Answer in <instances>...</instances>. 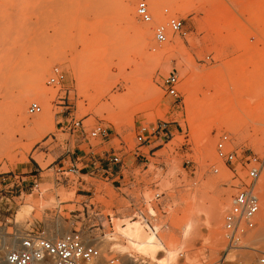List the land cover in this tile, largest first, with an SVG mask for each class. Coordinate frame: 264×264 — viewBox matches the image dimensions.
Instances as JSON below:
<instances>
[{
    "label": "rangeland",
    "instance_id": "1",
    "mask_svg": "<svg viewBox=\"0 0 264 264\" xmlns=\"http://www.w3.org/2000/svg\"><path fill=\"white\" fill-rule=\"evenodd\" d=\"M139 1L128 0L135 9ZM146 1L155 21L164 17L165 9L170 16L184 19L182 33L157 43L155 23L146 24L136 17L138 25L151 31L149 46L143 48L130 30L105 57L103 64L113 65L111 75L102 77L101 70L98 74L85 70L79 76L84 68L79 63L84 45L78 35L83 29V34L93 36L99 15L105 16L104 26L114 19L113 32L126 28L119 8H108L102 0H0V52L4 54L0 59V226L12 232L15 222L29 229L26 222L30 221L40 230L57 224L61 235L72 228L74 217L69 211L83 210L82 204H87L85 217L75 219L74 227L87 230L102 222L98 211L110 214L113 228L105 223L103 257H109V250L134 264L112 250L115 241L110 238L121 241L110 234L116 231L118 218L138 219L135 216L144 214L152 225H161L168 237L181 243L186 218L193 213L200 233L193 245L183 248L182 264L189 258L195 259L194 264H249L264 250V239L256 240L263 230L264 216V0H159L158 6ZM10 18L11 25L3 29V22ZM164 48L171 50L156 57ZM55 66L64 70L65 78L51 86L47 81ZM41 69L46 71L49 98H32L25 108L26 121L20 123L14 100L20 93L33 91ZM173 71L180 77L179 97L171 96L164 82ZM189 75L193 93L183 89ZM221 86H226L225 92L214 99L234 98L241 115L229 118L226 113L221 118L225 121L212 125L208 121L192 123L188 112L196 104H188L186 98L192 94L202 98L205 92L216 95ZM155 88L159 90L158 101L151 93ZM112 96L120 98L118 103ZM33 101L42 106V112L35 116L27 112ZM106 103L116 111L127 108L119 122L108 119L107 112H98ZM46 112L53 122L39 128L36 123ZM71 118L82 120L84 128L66 131L65 123ZM98 126L105 129L106 138L91 136ZM157 126L160 133L139 145L137 135H147ZM224 133L240 155L261 158L263 171L256 189L261 207L256 227L245 235L248 240L242 238L230 245L223 223V246L215 248L205 211L217 199L227 197L225 213L237 183L231 166L216 155V143ZM113 153L121 157L120 164L111 163ZM89 154L114 175L98 174L94 164L86 168L90 161L82 160ZM72 164L80 173H65L67 178L57 181L62 165L65 169ZM88 171L96 176L85 174ZM17 180L24 188L12 185ZM35 180L40 183L39 191L33 189ZM157 193H161L159 198ZM93 228L99 227L89 230ZM96 232L101 233V229Z\"/></svg>",
    "mask_w": 264,
    "mask_h": 264
},
{
    "label": "built area",
    "instance_id": "2",
    "mask_svg": "<svg viewBox=\"0 0 264 264\" xmlns=\"http://www.w3.org/2000/svg\"><path fill=\"white\" fill-rule=\"evenodd\" d=\"M136 11L141 21H152V13L146 0L139 1ZM183 29L184 19L170 18L166 24L156 26L154 38L158 43H164L168 39L169 31L172 34H180ZM64 78V70L59 66H55L48 76L47 84L56 86ZM164 82L166 90L171 96H180V77L178 72L169 73ZM41 111L42 106L36 101L28 105L27 112L31 116L38 115ZM82 128H84V125L80 119L71 118L65 123V129L68 132H75ZM160 128L164 130L165 125ZM156 133H160L159 126L147 135L139 133L136 140L139 145H142L149 142L150 136ZM90 134L92 137L106 138L108 136L105 129L101 126L94 128ZM215 150L217 157L223 160L225 164L231 166L234 179L237 181L233 186L234 191L230 197V206L224 213L225 235L230 245H236L257 225L261 203L256 189L263 171L262 160L256 154L240 155L238 150L233 147L227 133L220 136ZM110 161L114 165L122 162L121 157L116 153L111 155ZM98 169L102 168L98 167ZM59 171L61 172V178L56 179L59 182H61L65 173H72L73 175L80 173V169L75 164L65 169L62 165ZM214 171L218 172V169L214 168ZM88 175L96 176L93 172ZM66 178L67 176H64V179ZM39 185L40 183L35 180L33 189L39 191ZM160 195L161 193H157L156 197L159 198ZM60 203L64 202L61 201ZM69 203H72V201H69ZM82 206L83 210L73 209L69 211L74 217V220L71 221L72 228L61 235L58 233L59 227L57 224L49 229L40 230L37 229L35 223L31 224L30 221L26 222L31 227L29 229L15 222L12 226V232L3 230L0 226V264H128L122 256L113 255L107 249L109 257H103L104 239L107 236L104 231L106 228L105 223L107 222L109 227L113 228L110 214L104 215L98 211L96 215L101 216L100 220L102 222L99 225L93 224L89 226L87 230L74 227L75 219L78 220L85 217L87 204H82ZM87 216H91L88 209ZM104 218L106 220H102ZM96 226L99 228L89 230ZM97 229H101V233H97ZM110 234H113V232ZM250 264H264V250L260 251L259 255L250 261Z\"/></svg>",
    "mask_w": 264,
    "mask_h": 264
},
{
    "label": "bare ground",
    "instance_id": "3",
    "mask_svg": "<svg viewBox=\"0 0 264 264\" xmlns=\"http://www.w3.org/2000/svg\"><path fill=\"white\" fill-rule=\"evenodd\" d=\"M105 6L108 8H119L122 12V17L126 20L128 26L126 28L118 27L114 30L115 24L114 19L113 23L104 26V15H99L98 25H96L92 29L93 36H88L87 34H83V29L80 30L78 39L83 43L84 49L82 51V57L79 60V63L84 64V68L82 67L79 76H81V72H85L88 70L94 71V73L98 74L99 70L102 77L111 75V67L113 65L112 62L103 64L105 57L110 52H113L116 49V44L120 42L129 31H133V33L138 37L139 42L141 43L143 48H147L148 43L152 39L151 31L148 26L142 27L136 23L137 11L135 7L129 4L128 0H102ZM155 6L159 5V0H149ZM147 2V1H146ZM216 2V0H215ZM139 3V2H138ZM137 3V4H138ZM148 3V2H147ZM149 5V3H148ZM137 8V5H136ZM149 10L152 13V21L151 22H143L146 24H154V34L155 28L158 25L166 24L170 18H177L175 16H170L169 11L165 9L163 11V18H157L155 21L154 13L151 11L150 5ZM12 14V13H11ZM139 19V18H138ZM112 22V21H111ZM11 18L7 22H3V29L11 25ZM103 25V26H99ZM174 35L172 32H168V39ZM155 40V38H154ZM156 41V40H155ZM166 41V42H167ZM157 42V41H156ZM158 43V42H157ZM165 43V42H164ZM180 43V41H178ZM180 45V44H179ZM149 46V45H148ZM174 49V48H173ZM172 49V50H173ZM171 49L164 48L160 50L155 56L158 58L163 57L167 52ZM4 54L0 52V59L3 58ZM137 67L139 63L136 64ZM3 71V68L0 69V72ZM45 76L46 71L41 69L39 73L36 75L34 79V89L32 92L20 93L14 100L13 108L16 119L21 123L26 121L25 117V108L27 103L33 98L37 99L40 95L48 100L49 91L45 89ZM191 80L192 75H189L185 83H183V89L187 93H193L191 89ZM226 86L217 87L216 95H210L209 92H205L202 98H197L196 95L192 94L186 98V102L188 104L194 103L196 107L189 110L188 116L191 122L198 120L199 122H207L209 125H212L218 121H225L221 118L224 114L229 113V118L240 116V111L236 108L239 104L237 100L234 98L229 99L228 97H221L219 99H214L219 97L222 93L225 92ZM151 93L157 97L156 101L159 99V90L157 88L151 90ZM214 96V97H213ZM89 96L87 95V98ZM112 100L116 103L120 100V98L116 96L111 97ZM90 99V97H89ZM37 102V101H36ZM39 103V102H38ZM48 107V106H47ZM91 107H94V103H91ZM128 107V106H127ZM125 106L121 107L119 111H116L114 108L109 107L106 103L102 105L98 112L101 114L103 112L108 113V119L113 122L120 121V115L125 111ZM240 110L246 112V107L241 106ZM42 112V111H41ZM40 114V113H39ZM35 116V115H34ZM52 116L46 112L41 116V121L35 122L39 128H45L49 123H52ZM4 169L7 170V167L4 166ZM264 186V185H263ZM43 202V201H42ZM228 199L227 197H221L217 199L215 205L206 210L207 222L206 226L211 230L213 235V245L215 248L219 246H223L222 243V234H223V213L225 208H227ZM152 216L154 210H150ZM192 216V217H191ZM191 216H187L185 225L183 226V241L179 243V241L173 236H167L166 232L162 231V226L159 224L152 225L149 220L146 218L144 214H140L138 219H117L115 223L116 231L113 232L114 235L120 238V242L116 240L117 238H110L112 241H115V244L112 246V250L115 253H119L127 258L129 262L140 261L142 264H182L180 261L181 256H183L182 252L183 248L186 246L189 247L196 238H198L200 230L199 223L196 218H194V214ZM261 226L263 228L262 232L256 237V240L264 239V216L261 218ZM247 236H244L245 239ZM248 240V237H247ZM246 240V241H247ZM192 244V245H193ZM245 247H249L245 245ZM183 259V258H182ZM187 264H194L195 259L189 258L187 259ZM248 264V263H247ZM250 264V263H249Z\"/></svg>",
    "mask_w": 264,
    "mask_h": 264
},
{
    "label": "crops",
    "instance_id": "4",
    "mask_svg": "<svg viewBox=\"0 0 264 264\" xmlns=\"http://www.w3.org/2000/svg\"><path fill=\"white\" fill-rule=\"evenodd\" d=\"M100 156H102V155H100ZM88 157V158H87ZM84 160H82V162H84V161H87L88 159H89V161L90 162H87V164L85 165V167L87 168V167H90V168H93V164H94V168H96L97 169V173L98 174H100L101 173V171H106V172H108L110 175H114L112 172L110 173V171H107L106 169H103L104 167H102V165L99 163V162H97L98 160H97V158H96V156L94 155V154H89L88 156H87ZM84 158V157H83ZM77 160H80V158L79 157H77L76 158ZM82 159V158H81ZM100 159H101V157H100ZM76 163H78L77 161H76ZM99 165H100V167L103 169H98V167H99ZM91 173V171H88V172H86L85 174H90ZM116 173H118V171H116ZM97 174V175H98ZM89 176H91V175H89ZM16 177H18V176H14V179L16 178ZM119 177V176H118ZM23 179L25 178V177H22ZM4 180V179H3ZM13 184H16V186H17V188L18 187H20V186H22V188H24V185H22V183H21V181H19V180H17V181H14L13 183H12V185ZM21 188V189H22ZM82 196H86V195H83L82 194Z\"/></svg>",
    "mask_w": 264,
    "mask_h": 264
}]
</instances>
